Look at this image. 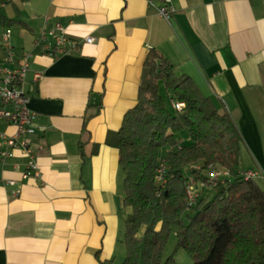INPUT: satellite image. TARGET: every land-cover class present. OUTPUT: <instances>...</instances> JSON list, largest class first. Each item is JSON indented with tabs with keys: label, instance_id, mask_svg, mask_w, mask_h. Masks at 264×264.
Segmentation results:
<instances>
[{
	"label": "crops",
	"instance_id": "0c3cea01",
	"mask_svg": "<svg viewBox=\"0 0 264 264\" xmlns=\"http://www.w3.org/2000/svg\"><path fill=\"white\" fill-rule=\"evenodd\" d=\"M162 3L26 0L11 44L33 53L24 90L38 114L31 141L39 174L25 175L20 148L0 161V264H98V254L126 250L124 175L106 140L137 103L151 49L229 113L243 140L239 171L257 172L264 189V0H172L170 20L158 12ZM56 23L95 41L44 54L35 40ZM5 54L2 36L0 60ZM0 132L16 127L1 123Z\"/></svg>",
	"mask_w": 264,
	"mask_h": 264
},
{
	"label": "trees",
	"instance_id": "16d2710c",
	"mask_svg": "<svg viewBox=\"0 0 264 264\" xmlns=\"http://www.w3.org/2000/svg\"><path fill=\"white\" fill-rule=\"evenodd\" d=\"M10 1L0 0V29L23 23L5 14ZM172 102L185 106L178 110ZM181 134L189 135L191 142L182 144ZM242 141L229 113L221 112L189 75L179 74L157 50L149 51L137 103L106 140L119 150L123 205L129 210L122 264H178L174 256L164 261L173 228L177 249H184L192 264H264V189L240 174ZM166 146L170 150L163 157ZM162 160L167 164L165 187L157 181ZM196 164L201 168H193ZM217 164L228 168L232 177L205 186L214 189V196L199 191L196 204H190L189 176L207 181L208 168ZM98 264H114V259L98 254Z\"/></svg>",
	"mask_w": 264,
	"mask_h": 264
},
{
	"label": "built area",
	"instance_id": "2783aa9c",
	"mask_svg": "<svg viewBox=\"0 0 264 264\" xmlns=\"http://www.w3.org/2000/svg\"><path fill=\"white\" fill-rule=\"evenodd\" d=\"M154 5V0H149ZM158 7L159 14L170 20L175 11L172 0H162ZM12 28L5 29L3 41L5 44V57L0 60V124L13 125L16 127L14 134L0 132V161L4 162L13 155L14 150L20 148L28 160V171L26 176L39 174V166L31 141V136L36 134L37 112L29 107V96L24 90L26 75L31 65L32 51L18 53L11 44ZM95 38L87 36L84 40H76L67 34L66 28L61 23H56L51 29L43 30L35 40V46L39 47L44 54L55 58L78 50L82 44L94 43ZM41 74L37 73L36 78ZM173 107L181 110L183 102H172ZM199 169L201 166L194 165ZM208 180L203 181L196 175H190L187 182V194L190 204H196L199 198V186H216L219 182H225L232 177V172L225 167L219 168L211 165L208 168ZM241 175L247 178H256L255 171H240ZM157 181L161 187L167 184V164L162 160L157 169Z\"/></svg>",
	"mask_w": 264,
	"mask_h": 264
},
{
	"label": "rangeland",
	"instance_id": "374dc122",
	"mask_svg": "<svg viewBox=\"0 0 264 264\" xmlns=\"http://www.w3.org/2000/svg\"><path fill=\"white\" fill-rule=\"evenodd\" d=\"M25 5H26V0H11L7 5L4 6V12L11 19L18 20L19 19L18 17L22 15L21 11L23 9V6L25 7ZM26 7H29V6L27 5ZM15 27H17V25L12 26L11 27L12 30ZM2 34H3V29H0V41L3 36ZM165 98H166V101L169 103V97L167 96V94H165ZM179 137L181 136L179 135ZM169 150L170 148L168 146L164 147L161 151L162 156L166 157ZM243 165L244 164L240 161L238 169L239 170L242 169ZM217 166L219 168L223 167L219 164H217ZM199 188H200V193L202 196H205L207 194L209 197L214 196L213 188H204V186L202 187L199 186ZM124 247H123V250H124ZM170 256H174L175 261L178 264H192L194 262L192 257L184 249H177L176 228H173V231L170 234L168 241L166 243V247L164 251V261ZM125 257H126V250L123 252H116V254L112 256V259H114V264H122Z\"/></svg>",
	"mask_w": 264,
	"mask_h": 264
}]
</instances>
